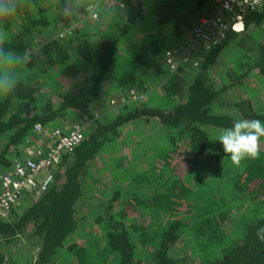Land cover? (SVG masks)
I'll list each match as a JSON object with an SVG mask.
<instances>
[{
  "label": "trees",
  "instance_id": "obj_1",
  "mask_svg": "<svg viewBox=\"0 0 264 264\" xmlns=\"http://www.w3.org/2000/svg\"><path fill=\"white\" fill-rule=\"evenodd\" d=\"M36 1L33 0V3ZM120 1L127 6L124 27H121L122 31H126L128 25L136 18L142 17L143 0ZM204 2L205 0H195L197 13ZM195 8H193L194 12ZM263 10L264 7L244 16V27L250 23L259 24L263 34L262 39L249 46L244 45L245 41L240 42L251 53L245 63L241 64H246L250 69H256L259 74H264V26L261 25ZM170 14L171 12L168 11L156 17V28L149 30L147 38L142 40L138 48H133L130 65L122 69L115 78V83L120 88L126 89L135 83L141 84L142 77L151 69L156 72L165 69L166 66L160 65L164 59V55L162 56L164 45L159 43L161 41L159 36L164 35L162 23L167 21ZM176 16L179 19L170 29L171 36L179 39L186 33L193 37L191 28L194 23L191 24L190 18L183 19L178 14ZM196 19L197 15L195 21ZM236 33V30L229 28L224 41L226 42L229 36ZM223 42H217L203 49L205 58L193 73L185 90L183 87L176 89L177 83L174 81L178 79V83H182V77L174 73L170 80V83H174L168 90L172 89L173 93L178 91L180 97L175 103L165 108L148 106L144 103L128 104L123 110L110 117H94V112L90 111V101L98 97L102 80L116 59L117 39L109 37L102 40L98 46H93L88 38L78 40L77 51L84 58L93 59L96 69L89 78V85L83 83L65 93L59 106L55 107L49 100L41 105L38 104L33 94V87L24 80L18 84L12 95L0 99V138L6 136L0 147V169L9 166L15 157L21 155V149H17V146L23 142L33 123L54 121L67 107L75 109L78 118L91 119L93 122V126L87 130L83 140L63 155L49 188L23 207L20 213L17 212L10 218L0 219V238L8 241L16 234L30 230V235L36 237L39 242L33 264L50 263L59 246L63 245L66 237L77 226L76 204L82 195L84 177L88 172L90 161L107 142L120 134L122 125L138 117L149 120L151 116H157L160 123L165 126L167 143L162 145V149L166 147L165 155L159 156L162 150L159 147V151H155L156 154L151 159V161L163 159H160L164 161L162 175L151 181L152 194L142 197L130 194L129 191L127 199L124 197L127 195V189L123 193L121 186L109 185L106 188L108 191L106 209L109 210V218L104 229V244L87 247L71 241L66 249L71 252L72 259L66 260L64 264H176L174 253L179 245L177 247L175 245L181 240V236H184L185 226L181 218L174 214L180 210L186 212L191 209L198 212L201 208L204 210L203 213L197 214L207 215L212 212L207 208L213 203L210 199L206 203L201 200L203 190L195 191V195H192L194 190L183 180L185 168L191 170L194 167L197 168L202 162L211 161L213 164L207 166L208 172L216 169L218 176L223 175L225 178L229 174L233 181L242 179L250 182L247 190L254 188L256 195L264 192V150L261 151L258 159L243 161L241 165L243 169L237 175L235 171L240 168H236L229 156L220 151L219 147L212 146L210 142L209 126L231 127L240 118L264 121V113L256 112L251 106V101L247 99L236 101L233 105L234 112L215 110V100L222 90L238 85L246 79V71L237 73V70L233 68L226 71L229 83L222 87L216 86L207 65L217 59ZM199 43L203 44V42ZM25 45L26 42L22 41V36L17 34L7 41L4 47L6 50H18ZM65 45L61 38L54 37L46 43L45 47L49 61L63 66L62 71L64 70L65 75L72 76L75 72L69 70L73 68V64L67 62L68 53ZM232 168L235 170L234 173ZM145 175L150 174L146 171ZM211 175L210 173L211 180L217 179L216 176ZM141 181L143 179L138 183ZM132 182L135 184L133 188H136L138 183ZM162 184H166L164 188ZM171 186H173L172 189ZM203 192L205 195L206 191ZM191 203L193 208L190 207ZM137 206L143 209L140 210L142 212L138 211ZM112 210L113 213H111ZM170 212L174 214L171 215ZM165 217H168L166 221H164ZM127 218H129L128 224ZM129 227L138 232L135 235L137 242L131 237ZM199 234L203 232L200 231ZM215 234L214 232L208 236L215 240ZM142 245H145L147 252L139 254L137 249ZM186 251L185 247L181 254H185ZM180 260L181 264L186 262V258ZM202 263L264 264V213L246 219L241 234L219 255L203 257Z\"/></svg>",
  "mask_w": 264,
  "mask_h": 264
},
{
  "label": "rangeland",
  "instance_id": "obj_2",
  "mask_svg": "<svg viewBox=\"0 0 264 264\" xmlns=\"http://www.w3.org/2000/svg\"><path fill=\"white\" fill-rule=\"evenodd\" d=\"M119 1L117 0L113 17L102 16L96 19L82 15L69 21L58 11H51L46 6L47 0H37L33 3L32 9L21 10L5 23L4 26L11 33V38L20 34L22 41L26 42V45L18 50H9L17 54L25 52L29 54V62L18 70L24 73L23 80L33 87V94L38 104L41 105L49 100L57 107L62 102L65 93L83 83L89 85V78L95 71L96 65L93 59H86L77 51L76 44L78 40L88 38L93 46H98L102 40L108 37L117 39L116 59L102 80L98 97L90 101V111L94 112V117H110L123 110L125 105H134L126 101V94L131 87L143 91L145 99L142 103L148 106L165 108L178 100L180 93L178 91L173 93L172 89L168 90V88L176 82L177 90L182 87L185 90L193 73L205 58L203 49L208 48V46L195 41L190 34L185 33L179 39L171 36L170 29L179 19L176 14L183 19H187V16L190 18L191 24L194 23L198 14L195 0H143L142 17L136 18L126 27V31H122L121 27H124L127 6H121ZM193 8H195V12ZM168 11L171 14L167 21L162 23L164 35L159 36V40H161L159 43L164 45L162 46L164 59L160 65L166 66L163 61L167 62L168 52L171 53L173 61L167 62V67L161 72H156L154 69L147 71L142 77L141 84L135 83L128 89L120 88L115 83V78L122 69L130 65L133 48H138L142 40L147 38L149 30L156 28V17L166 14ZM260 30L259 24L250 23L236 34L229 36L228 40L224 42L225 44L223 43L217 59L207 65L217 87L229 83L227 70L235 68L237 73L246 71V79L242 83L222 90L215 100V110L234 112V103L239 99H247L251 101V106L256 112L264 113V74H259L256 69H250L246 64H244L245 66L241 64L245 63L251 53L240 44L241 41H245L244 45L249 46L252 44V40L260 41L263 37ZM54 37H59L65 42L68 53L67 62L73 64V68L69 70L74 71L75 75H65L64 70L62 71L63 66L49 61L45 45ZM181 53L188 55V60L185 63L178 62L176 59V56ZM177 72L182 77V83H178V79L170 83L174 73ZM62 112L54 121H49L51 126H69L72 122L79 121L85 124V134L93 126L91 119L78 118L76 110L71 107L63 109ZM121 127L120 134L107 142L90 161L88 172L84 177L85 184L82 195L76 204L77 226L66 237L63 245L59 246L52 261L48 264H64L66 260H71V252L66 249L71 241H76L87 247L104 244V229L109 218V210L106 209L108 199L106 188L109 185L121 186L124 190L123 193L127 189V195L124 196L127 199L129 191L130 194L140 197L152 194L153 184L151 181L162 175L164 161H161L163 160L161 158L157 161H151V159L156 154L155 151L158 152V148L162 149L163 143H167L165 126L160 123L157 116H151L149 120L138 117ZM218 129L221 128L209 126L210 139L216 135ZM31 133L30 127L27 135L33 139ZM5 138L6 136L0 138V147ZM210 142L212 146L219 147V150L223 152L219 141L210 140ZM262 145H264V140H262ZM165 148L161 150L163 154L160 152L159 156L165 155ZM17 149H19V145ZM169 156L171 158V155ZM212 164L211 161H206L197 168L184 169L183 180L194 190L192 195H195V191H206V198L204 192H201V200L206 203L210 199L213 203H211V207L207 208L212 211L207 215L197 214L203 213L204 210L201 208L198 212H194V209L186 212L180 210L178 213L176 212L177 214L170 212L171 215L174 214L181 218L185 226L184 236H181V240L175 245V247L179 245L174 253L176 264H181V258H186L184 264H205L202 263L203 257L219 255L241 234L246 219L264 213V192L256 195L254 188L247 190L250 182L248 183L246 180L233 181L229 174L225 178L223 175L218 176L216 169L208 172L207 166ZM242 169L240 167L238 171H235L232 168V171L233 173L237 172L238 175ZM146 171L150 175L146 176ZM210 173L217 179L211 180ZM142 179L143 181L138 183ZM132 181L138 183L136 188H133L135 184ZM165 185L162 184L163 188ZM172 188L173 186H171ZM35 198L25 196L12 209L8 218L13 217L17 212L20 213L22 208ZM190 207L193 208L192 203ZM137 208L138 211L143 210L139 206ZM166 219L168 217H165L164 221ZM126 222L129 223V218L126 219ZM148 228L151 229V227ZM29 231L16 234L8 241L0 238V264H33L39 249V242L36 237L30 235ZM200 231L203 234H199ZM129 232L131 237L136 240L135 235L138 232L131 228ZM214 232L216 233L215 240L208 236ZM185 247L186 253L181 254ZM137 251L140 254L147 252V249L145 245H142L138 247Z\"/></svg>",
  "mask_w": 264,
  "mask_h": 264
},
{
  "label": "built area",
  "instance_id": "obj_3",
  "mask_svg": "<svg viewBox=\"0 0 264 264\" xmlns=\"http://www.w3.org/2000/svg\"><path fill=\"white\" fill-rule=\"evenodd\" d=\"M119 4L123 5L121 1ZM263 7L264 0H205L191 28L193 38L208 47L223 42L236 21ZM261 25L264 26V20ZM176 59L184 63L188 55L181 53ZM166 60L173 61L171 53ZM167 62L163 63L166 67ZM126 96L127 103L134 105L145 99L143 91L134 87L128 89ZM31 131L33 139L27 133L19 145L21 155L0 171V219L8 218L25 196L37 198L49 188L63 155L85 137V124L74 121L69 126H51L49 121L35 122Z\"/></svg>",
  "mask_w": 264,
  "mask_h": 264
},
{
  "label": "clouds",
  "instance_id": "obj_4",
  "mask_svg": "<svg viewBox=\"0 0 264 264\" xmlns=\"http://www.w3.org/2000/svg\"><path fill=\"white\" fill-rule=\"evenodd\" d=\"M116 5L117 0H47L46 6L72 21L82 15L96 19L113 17ZM32 8L33 0H0V99L12 95L23 81L24 73L18 69L25 67L30 59L27 52L17 54L5 49L4 45L11 39V33L4 25L21 10ZM210 140L219 141L231 163L240 168L243 161L260 157L264 147V121L240 118L231 127L218 129Z\"/></svg>",
  "mask_w": 264,
  "mask_h": 264
},
{
  "label": "water",
  "instance_id": "obj_5",
  "mask_svg": "<svg viewBox=\"0 0 264 264\" xmlns=\"http://www.w3.org/2000/svg\"><path fill=\"white\" fill-rule=\"evenodd\" d=\"M232 28L235 29V30H242L244 28V20L236 21L233 24Z\"/></svg>",
  "mask_w": 264,
  "mask_h": 264
},
{
  "label": "crops",
  "instance_id": "obj_6",
  "mask_svg": "<svg viewBox=\"0 0 264 264\" xmlns=\"http://www.w3.org/2000/svg\"><path fill=\"white\" fill-rule=\"evenodd\" d=\"M186 18H188L187 16H186ZM264 20V18H262V21ZM235 30V29H234ZM188 31V30H187ZM240 31V30H239ZM238 32V31H237ZM191 35V34H190ZM225 42V41H224ZM223 42V43H224ZM255 42H256V40H252V44H255ZM225 44V43H224ZM223 44V45H224ZM178 73V72H177ZM236 86H238V85H236ZM231 87H235V86H231ZM128 89V88H127ZM170 106V105H169ZM121 130H122V128H121Z\"/></svg>",
  "mask_w": 264,
  "mask_h": 264
}]
</instances>
